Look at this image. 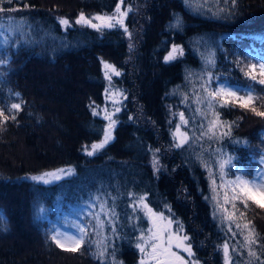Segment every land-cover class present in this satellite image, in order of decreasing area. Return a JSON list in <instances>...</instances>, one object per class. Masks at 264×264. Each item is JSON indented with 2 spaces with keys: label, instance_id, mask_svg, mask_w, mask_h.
<instances>
[{
  "label": "trees",
  "instance_id": "trees-1",
  "mask_svg": "<svg viewBox=\"0 0 264 264\" xmlns=\"http://www.w3.org/2000/svg\"><path fill=\"white\" fill-rule=\"evenodd\" d=\"M117 3L127 12L123 27L58 21L113 15ZM0 8L17 9L0 12V109L22 102L0 126V264H139L136 244L148 225L136 208L141 196L182 227L194 264H224L225 243L228 264H264V207L216 191L219 161L230 160L228 178L256 170L264 117L222 98L209 110L204 91L221 81L249 89L252 108L264 112V75L255 66L264 63V0H0ZM174 45L183 55L166 62ZM113 98V139L89 156ZM170 109L187 121L180 148L168 136ZM158 149L163 169L154 172L149 157ZM68 168L71 175L50 185L32 179ZM91 207L89 240L108 246L102 261L94 243L73 252L51 239L58 218ZM249 222L255 256L242 246Z\"/></svg>",
  "mask_w": 264,
  "mask_h": 264
},
{
  "label": "snow or ice",
  "instance_id": "snow-or-ice-1",
  "mask_svg": "<svg viewBox=\"0 0 264 264\" xmlns=\"http://www.w3.org/2000/svg\"><path fill=\"white\" fill-rule=\"evenodd\" d=\"M7 3L11 5L13 3V0H7ZM17 9L13 8H0V12L4 11H16ZM127 15L126 11H122L121 3H117L115 12L113 15L109 16H103V15H97L91 19L87 18L83 13L80 14L78 19L76 20V24L80 25H86L92 28H95L97 31L101 30L102 28H113L117 25L123 27V17ZM11 19V18H9ZM95 21H100V23H94ZM60 24L65 26H70L69 21L65 19H60ZM180 19L177 17L176 20V26L180 25ZM127 31V29H125ZM7 43V41H5ZM177 55H183V50L179 48V46H173V49L171 52L168 53V55L164 58L166 62L176 59ZM214 61L211 59V56L207 58L206 63L212 64ZM6 61L4 59H0V64H4ZM254 67V66H253ZM105 68L110 69L115 75H119V73L115 70V68L111 65L105 64ZM261 75H264V65H261ZM107 77V73H106ZM110 78V77H109ZM253 80H256V77H252ZM260 84H264V79L259 80ZM204 91L207 93V105L208 109L212 110L214 106V102L221 98L223 95L227 94L229 96L235 95V93L228 91L222 87L216 88L214 91H209L207 88L204 89ZM16 96H19V93L15 94ZM253 101V97L249 93L247 95V98L245 99L244 104H242V107H247L251 102ZM22 108V102L21 103H12L10 108L7 109H0V126H2L4 123H6L9 119L15 120L16 116L13 114V110L15 112H19ZM116 111H120L119 108L116 109ZM252 111L261 117H264V112L257 111L256 108H252ZM8 113L7 115L5 113ZM93 115H97V112L93 110ZM213 116L216 117V119L209 120L208 123V133H211L212 135L215 134L214 130L217 127L218 123V114L213 112ZM105 120H108V125L103 130V139L98 142L94 143L91 146V151L87 152V155L91 156L96 151L103 149L105 145H107L112 139V129L115 127L116 120L112 118L111 115H105ZM180 121L181 124L177 125L176 133H174V136H179L177 143L175 144V147L180 148L184 146L186 143H188V137L185 133L181 132L182 125L187 124V121L184 118V114H180ZM211 138V136H210ZM230 163V160H221L219 161V168L221 170V176L223 177V172L225 165ZM154 167L156 165V161H153ZM71 173V170H69V174ZM45 176H52L54 179H60L59 175H56L55 173H46ZM33 180H43L44 183H49L47 179H44V177H32ZM231 184L235 185L240 189V192L243 194V196L246 197V199L243 201L244 206L247 207L248 200H252L253 202L257 203L258 206L264 207V178H262L259 182L245 179L244 176L238 175L236 176L234 181H230ZM131 195V194H129ZM255 197H260L261 201H256ZM145 198L141 196L139 198V202H143ZM227 203V200L225 201ZM138 206V205H137ZM103 205H101V209L103 210ZM135 207V206H134ZM143 207L147 210V213L149 215V220L153 223L154 228H150L148 230V235L145 236L143 233L140 236V240L142 243H137L136 247L140 250L142 254H146L148 257L153 259L155 261V264H185L184 259L177 255L176 252H174L173 249V243L175 242V247L181 248L183 247L184 251H187L189 255H191V248L190 246L183 245V241L187 240L188 237L184 236L182 239L178 235H174L169 229L171 227L172 221L169 220L167 224H163L164 217L162 215H158L157 213L153 212L151 208L148 207L147 204H143ZM226 211V209H225ZM242 215V214H241ZM153 217L156 219L153 220ZM229 220H232L233 217H227ZM2 219V218H0ZM156 221H160L159 224L156 223ZM104 227V221L101 220L100 216H96V225L95 228L97 229L96 234L99 235V230L103 229ZM236 228L238 230H241V224L236 223ZM244 229H248V235H245L244 237V244L242 246H248L249 247V255L255 256V253L251 251V246L256 243L255 236L253 234V230L250 228V222L248 224L243 225ZM114 231V230H113ZM90 233L85 227L79 228V235L78 236H72L67 234H62L57 232L55 235L51 236V239L56 243L57 247L64 248L65 250L70 251H78L82 245L84 244H95L96 245V252L93 253V255L99 259L103 260L105 257V253L107 251V245H105L102 241L96 240L91 241L89 240ZM63 241V242H62ZM145 245H148V247L151 248V252H148ZM224 254H225V264H228L229 259V246L227 243L224 244ZM114 256V253H113ZM113 264H115V260H113ZM141 264H145L144 260H141Z\"/></svg>",
  "mask_w": 264,
  "mask_h": 264
},
{
  "label": "rangeland",
  "instance_id": "rangeland-1",
  "mask_svg": "<svg viewBox=\"0 0 264 264\" xmlns=\"http://www.w3.org/2000/svg\"><path fill=\"white\" fill-rule=\"evenodd\" d=\"M103 16H108V15H103ZM87 18H89V17H87ZM91 18H93V17H90L89 19H91ZM60 19H64V18H59L58 21H60ZM77 19L78 18H76L74 20V22H70L69 21V25L70 26H65V25H62V26L63 27H71L73 25H76V26L89 27V26H86V25L76 24L75 22H76ZM93 22L94 23H100V21H95V20H93ZM90 28H92V27H90ZM93 29H95V28H93ZM172 49H173V47L171 48V51H172ZM179 56L180 55H177L176 58L179 57ZM261 65H264V63H261L260 61H258V63L255 65L260 72H261ZM110 72H112V71L110 70ZM219 87H222V88H224V89H226L228 91H231V92L235 93V95H233V96H229V95L225 94V95H223L221 97L222 99H224V100H230V101L235 102L236 104H238L240 106L242 104H244L245 99L247 98V95L250 93L251 96L253 97V101L247 107H242V106L241 107L243 109H245V111H252V103L254 102V94L249 89L240 90V89L236 88L235 86H232V85L228 84V82H224V81H221L220 83H218L215 86V89L216 88H219ZM111 95H112V97H116L114 93H111ZM117 97H119V96L117 95ZM109 99H110V97H109ZM118 102H119V99L118 98H113V105H110L109 107H107L106 109H104V112H103L104 117H105V115H111V112L110 111L113 110V109H115V104H117ZM181 113H182L181 111H174L173 109H170V118H169V126H168V136L171 139V142H172L173 145H175L177 143L178 138H179L178 134H177V136H174V133H176L177 125H180L181 124V121H180V114ZM184 118H185V116H184ZM185 120H186V118H185ZM108 123H109V121L107 120V125H108ZM113 129H112V136H113ZM181 132H183V133H185L187 135V132H186V124L185 125H182ZM187 137H188V140H189V136L188 135H187ZM102 139H103V136L100 139V141ZM100 141H98V142H100ZM98 142H96V143H98ZM91 150L92 149L90 147L88 151H91ZM163 156L164 155H163L162 149H158V150L153 151L152 154H151V156L149 157V165L153 169L154 172H158L161 169H163L162 168V163H163V159L162 158H163ZM154 160L156 161L155 167H154V164H153V161ZM257 162L258 163H257V166L255 168L256 170L255 171L253 170V172L250 174V177L247 175V173H245V171H240L241 172L240 175L244 176L245 179H250V180H254V181L259 182L262 178H264V151H262V154H261L260 158L257 159ZM230 168H234V166H230ZM69 170H71V173H72V169L71 168H68V169H59V170H55V171L46 172V173H55L56 175H59L60 176V179H58V180L57 179H54L52 176H45L46 173H42V174L34 175V176H36V177H44V179H47L49 181V183H45V184L46 185H50V184H53L55 182H58V181L64 179L65 177H68L69 175H71V173L69 174ZM219 174H221L220 168H219V172L217 174V177H218ZM217 177L215 179H213L212 182L217 181ZM235 178L236 177H234V178H228L226 176L225 170H224L223 177L221 176L219 178V180H220L219 183H221V185H218L216 191H217L218 194H223V192L220 191V190H223L224 193L227 192V190H228V192H229L230 195L229 196H226V197L231 198L234 201H238V200H241L242 201V200H245L246 197L243 196V194L240 192V189L238 187H236L235 185H233V184L230 183V181H234ZM35 181L36 182L44 183L43 180H35ZM225 189H227V190H225ZM255 200L256 201H261V198L260 197H255ZM143 204H146L145 200H143V202H139V200H138L137 203H136V206L137 205L138 206L136 208L138 210L142 211L143 214H144V216H143L144 219L145 218L147 219V223H148L147 229L143 232V234L145 236H147L148 235V230L150 228H154V225L149 220V215L150 214L147 213V210L143 207ZM230 204L232 205V202H230ZM92 212H93V208L91 207L89 209L81 210L80 212L76 213L75 215H68V216H63V217L58 218V220L56 221V223L52 226V229H51L52 236L55 235L57 232L62 233V234L72 235V236H78L79 235V228L80 227L87 228L86 219L87 218H92ZM158 215H161V214H158ZM163 217H164L163 224H167V222L169 220H171L168 217H165V216H163ZM155 219L156 218L153 217V220H155ZM156 223L159 224L160 221H156ZM176 224H178V223L175 222V221H172V224H171V227H170L169 230L174 235H178L182 239L185 236L183 234L182 227L179 224H178L179 226H177ZM140 243H142L141 240H140ZM183 245L189 246V245H187L186 240L183 241ZM145 247H146V249H147L148 252H151V248L148 247V245H145ZM62 249H64V248H62ZM172 250L174 252H176L177 255L181 256L184 259L185 264H194L193 262H195V261L192 259V252H191V255H189V253L187 251H184L183 250V247H181V248L175 247V242L173 243V249ZM138 254H139L138 255L139 264H141V260L142 259L144 260L145 264H155V261L153 259H151L150 257H148L146 254H142L139 249H138ZM224 264H225V259H224Z\"/></svg>",
  "mask_w": 264,
  "mask_h": 264
}]
</instances>
